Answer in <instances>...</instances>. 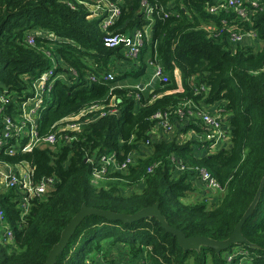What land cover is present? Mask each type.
I'll return each mask as SVG.
<instances>
[{
	"label": "trees",
	"instance_id": "16d2710c",
	"mask_svg": "<svg viewBox=\"0 0 264 264\" xmlns=\"http://www.w3.org/2000/svg\"><path fill=\"white\" fill-rule=\"evenodd\" d=\"M214 1L222 0H0V131L6 121L12 124V135L1 137L0 162L26 170L31 186L54 181L46 196H29L22 185L0 191V264H44L82 206L133 215L157 204L167 224L187 238L221 242L233 234L264 180V0L242 21L230 11L210 14ZM101 3L119 10L105 29L104 14L90 18ZM149 24L150 38L135 59L124 56L122 43L104 45L108 37ZM37 29L56 40L31 33ZM235 32H254L262 44L256 50L233 47L228 38ZM146 66L162 68L166 77L152 90L145 88L149 80L139 81ZM47 71L52 76L43 103L25 118L24 104ZM107 73L112 82L103 79ZM46 84H52L49 92ZM185 103L191 107L181 108ZM90 108L95 110L81 118L86 124L79 131L67 128L65 119ZM203 108L225 116L226 146L212 150L204 140L205 124L189 115ZM157 114L173 124L169 139H152ZM32 128L38 144L7 153L14 144L24 146ZM48 135H54L52 145L42 141ZM111 155L116 163L130 162L102 172L98 160ZM199 171L222 189L213 206ZM262 188L241 228L246 243L219 253L183 251L153 218L123 223L88 215L55 264H264V183ZM195 191L205 199L185 203ZM21 199L29 207L22 221Z\"/></svg>",
	"mask_w": 264,
	"mask_h": 264
},
{
	"label": "built area",
	"instance_id": "2783aa9c",
	"mask_svg": "<svg viewBox=\"0 0 264 264\" xmlns=\"http://www.w3.org/2000/svg\"><path fill=\"white\" fill-rule=\"evenodd\" d=\"M259 0H222V1H214L212 5H209L207 7V10L210 14L214 13H219L220 11H230L235 14V20H249V17L251 13L253 12V9L257 8ZM144 7V5H142ZM147 12L146 19L149 17V9L148 7L144 8ZM105 15L104 18L100 22V26L102 28H107L111 25L114 24V22L118 19L119 17V10L106 3H101L100 6H97L90 16V18L95 17V16H100V15ZM234 20V21H235ZM223 22V21H222ZM152 27L151 25H147L144 27L142 30L134 31L131 34L127 36H122V37H108L105 40L104 45L108 48L114 49L116 48L120 43L123 44V53L124 56L130 59H135L141 49L143 48L145 41L148 42L150 38V33H151ZM229 43L233 46L236 47L239 44H242L243 41L248 40V41H255L256 39V34L254 32H245V33H231L229 38ZM33 41L30 37L27 38V43L31 44ZM124 47H126V50H124ZM73 73V72H72ZM75 75V73H73ZM52 76L51 71H47L43 73L36 81L35 83V90H36V95L35 97L41 96L43 94V90L45 88V83L48 80L49 77ZM104 80L106 81H113L114 76L112 73H107L104 77ZM152 81H165L166 77L163 74V70L160 67H156L154 70L153 75L151 76ZM91 82H95L96 78L95 77H90ZM150 81L146 84V87H151L148 86ZM46 92H49L51 90L52 84H46ZM141 90V89H139ZM2 103H5V98L1 99ZM42 100L40 99L39 102H37V105L32 108V113L30 116H28V119L31 118L34 114V110L36 107H39L42 104ZM111 108H113V105H110ZM183 107H191L190 103H185L182 105L181 108ZM95 109H86L82 112H80L78 115L74 116L76 119L74 121H70L71 118L73 117H68L65 119L67 122H70V124L67 126L68 129L72 131H79L80 128L86 124V122L82 121L81 118L84 116L86 113H91ZM115 112V110H112ZM181 111V110H180ZM179 111V114L181 115V112ZM217 109H214L213 114L206 113L203 111H199L197 109H194L189 113L191 116H203V123L205 124L207 128V132L204 134L205 135V141L211 143L210 147L214 149L215 147H218L219 145H222L225 141H228V134L225 130L224 126V120L225 116L220 114L215 113ZM86 116V115H85ZM84 116V117H85ZM201 118V117H200ZM154 120H157V125L155 126L154 130H160L163 133L170 134L173 131V124L170 123L166 115H161L157 114L154 117ZM6 126L3 130L0 131V151L5 145V142L1 139L6 138L11 134V127L12 124L8 123L7 121L5 122ZM22 128V127H21ZM20 128V131H21ZM23 134V133H22ZM35 132L34 128L31 129L29 133V140L28 142L20 147L17 144H14L13 146H10V150L7 152L9 154H12L14 152H27L30 151L33 147H35L38 144V140L35 138ZM44 143H47L48 145H52L54 143V135H48L44 139H42ZM8 146V147H9ZM101 163H98V165H101V170L104 172L107 169V166L113 167L115 170H123L124 168L127 167L129 164V159L123 161L122 163H116L114 155H111L109 157H104L102 156L100 158ZM0 178L2 174L6 175L3 179V181H0V191H5L6 189L9 188H16L19 185H22L23 188L26 189L27 194L29 196H44L46 195L47 191L53 186L54 181L52 179L50 180H45L43 184L36 185V186H31L30 183L28 182V175L27 173L21 172V170L26 171L22 169L20 166H8L4 163L0 162ZM102 174V173H101ZM201 182L205 184V186L208 189L215 190V191H222L215 182L211 179L209 175H207L203 171H199ZM98 176H95L93 180H97ZM20 204L22 206V213L20 215V220L22 221L24 218V215L28 212L29 207L27 203H25L24 199L20 200ZM11 237V232L7 231L5 233V238H10ZM104 264H109V263H104ZM113 264H136V263H130L129 261L127 262H117ZM141 264V263H139ZM143 264V263H142Z\"/></svg>",
	"mask_w": 264,
	"mask_h": 264
},
{
	"label": "water",
	"instance_id": "95a60500",
	"mask_svg": "<svg viewBox=\"0 0 264 264\" xmlns=\"http://www.w3.org/2000/svg\"><path fill=\"white\" fill-rule=\"evenodd\" d=\"M141 89V86L139 87ZM264 180L260 183L257 194L249 206L248 210L244 214V216L237 223L233 234L225 241L217 242L204 237H191L187 238L180 230L170 227L165 218L162 216L161 212L158 210L157 204H154L151 207H147L133 215H125V214H116L109 211H100L92 208H88L82 206L81 210L70 220L64 230L61 232L60 239L56 245L52 247L50 252L48 253L47 259L44 264H55L57 257L63 252L65 249L69 239L73 235L75 229L80 224L82 219L88 215H96L99 217H103L107 220H118L123 223H132L144 218H153L155 219L162 229L171 234L176 238V241L179 247L183 251H198L201 247L210 248L214 250L216 253L227 250L233 244L246 243L244 238L241 235L242 225L245 223L247 218L252 214L254 208L259 202L262 187ZM46 196V195H45Z\"/></svg>",
	"mask_w": 264,
	"mask_h": 264
},
{
	"label": "rangeland",
	"instance_id": "374dc122",
	"mask_svg": "<svg viewBox=\"0 0 264 264\" xmlns=\"http://www.w3.org/2000/svg\"><path fill=\"white\" fill-rule=\"evenodd\" d=\"M97 6V5H96ZM31 33H34V35L35 36H37V37H40V38H48V36H50V37H53V35L52 34H47V32L46 31H44V30H42V29H37V30H34L33 32H31ZM252 44L250 45L251 47H253V49H255L256 50V46L254 45V44H256V43H260L259 41H257V40H255V41H250ZM257 45V44H256ZM260 46V45H259ZM124 50H126V47H124ZM138 64L140 65L141 63L140 62H138ZM138 64H137V66L136 67H134L133 68V70H139V66H138ZM127 65H129V67H131V66H133V65H130V64H127ZM129 71H131V70H129ZM153 73H154V69H153V67H150V66H146L145 67V74H144V77L143 78H141L139 81H141L142 80V82H146V81H150V83L148 84V86H151V87H148L149 89H151L152 87H153V85L156 83V81H152L151 80V76L153 75ZM148 81V82H149ZM144 88V86H142V89ZM2 98H4L3 97V95H2V93H0V102H1V99ZM41 99V96H38V97H35L34 96V98L32 99V100H29V101H27L25 104H24V112H25V118H28V116H30V114L32 113V108H34L36 105H37V102H39V100ZM204 109V108H203ZM201 110V111H203V112H206V113H210V114H213V112H214V109L215 108H211V109H204V110ZM208 110H212V111H208ZM215 113H217V114H220L221 115V117H222V112L220 111V110H217ZM88 113H86V114H84V116L85 115H87ZM83 116V117H84ZM192 117H194V118H197V119H199V120H201L202 118H203V116L201 115L200 117L199 116H197V115H193ZM71 118V117H70ZM76 119V117H74L73 116V118H71L70 119V121H74ZM204 119V118H203ZM202 119V120H203ZM201 120V121H202ZM203 122V121H202ZM64 123V120L62 121V124ZM161 134L164 136V139H169L173 134H171V135H166V134H163L162 132H161ZM224 145H222V146H226L227 144H228V141H225L224 143H223ZM145 151L146 150H144V149H142L141 151H140V153L141 154H144V155H146L145 154ZM135 155H136V153H135ZM134 155V156H135ZM98 163H101V160H98ZM111 170H115L113 167H111ZM1 171V170H0ZM21 172H24L23 170H21ZM6 175H4V174H2V176H1V178H0V181H3V179H4V177H5ZM203 185V187H204V189H206V191H207V187L205 186V184H202ZM211 192L208 194V197H206V195L204 196L203 194H200V192L199 191H195V192H192V193H190L189 195H187V197H186V199L184 200V202L185 203H189V204H192V203H194V202H200V201H202L203 199H205L204 197H206V198H208V206H213L214 204L213 203H215L214 201H215V199H217L218 198V196L220 195V193H221V191H213V190H211V189H209ZM213 191V192H212ZM129 192V191H128ZM98 259V258H97ZM123 262H127V261H123ZM102 264H104V263H102Z\"/></svg>",
	"mask_w": 264,
	"mask_h": 264
},
{
	"label": "crops",
	"instance_id": "0c3cea01",
	"mask_svg": "<svg viewBox=\"0 0 264 264\" xmlns=\"http://www.w3.org/2000/svg\"><path fill=\"white\" fill-rule=\"evenodd\" d=\"M252 43L250 42V41H248V40H245V41H243L242 42V44H239V45H242V46H250ZM257 44V45H256ZM256 44H254L255 46H256V49L257 48H259L260 46H261V42L260 43H256ZM260 45V46H259ZM238 46V45H237ZM251 47V46H250ZM251 48H253V47H251ZM131 65V64H130ZM134 66V65H133ZM174 73H175V76H176V79L178 78V73H177V71H174ZM139 83H141V82H139ZM139 86H141V89H142V84H140ZM153 87H154V85H153ZM152 87V88H153ZM145 88H147L146 86H145ZM152 88L150 89V90H152ZM147 89H149V88H147ZM208 111H212V110H208ZM161 132L162 131H160V130H153L152 131V139L153 140H159V139H163L164 138V136L161 134ZM163 133V132H162ZM163 134H166V135H171V133L170 134H167V133H163ZM189 136H192V137H194L195 136V134H189ZM223 145V144H222ZM217 147H215L214 149H216ZM214 149H212V150H214ZM197 151V150H196ZM198 154H201L202 152H197ZM203 184V183H202ZM202 184H200V186H203ZM206 190V189H205ZM211 191L209 190V189H207V191H206V193H207V197H208V194L210 193ZM213 192V191H212ZM100 259V257H98V260ZM103 262H101L100 264H102ZM114 263H117V262H114Z\"/></svg>",
	"mask_w": 264,
	"mask_h": 264
},
{
	"label": "clouds",
	"instance_id": "9594fccd",
	"mask_svg": "<svg viewBox=\"0 0 264 264\" xmlns=\"http://www.w3.org/2000/svg\"><path fill=\"white\" fill-rule=\"evenodd\" d=\"M50 35V34H49ZM48 40H56V38L53 36V37H50V36H48V38H47ZM140 89V88H139ZM142 90V89H141Z\"/></svg>",
	"mask_w": 264,
	"mask_h": 264
}]
</instances>
